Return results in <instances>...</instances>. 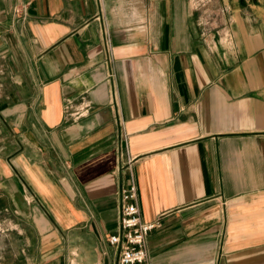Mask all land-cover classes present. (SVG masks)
<instances>
[{
  "label": "crops",
  "instance_id": "1",
  "mask_svg": "<svg viewBox=\"0 0 264 264\" xmlns=\"http://www.w3.org/2000/svg\"><path fill=\"white\" fill-rule=\"evenodd\" d=\"M226 2L0 0V264H116L130 180L149 264H264V0Z\"/></svg>",
  "mask_w": 264,
  "mask_h": 264
},
{
  "label": "built area",
  "instance_id": "2",
  "mask_svg": "<svg viewBox=\"0 0 264 264\" xmlns=\"http://www.w3.org/2000/svg\"><path fill=\"white\" fill-rule=\"evenodd\" d=\"M28 2L17 1L12 6L14 18H26ZM89 107L87 101L81 100L72 105L70 100L64 102L63 110L71 119L85 114ZM136 188L132 180L118 190V216L115 231L108 236V243L117 249L116 264H149L146 251V237L150 231L160 227L159 218L143 221L136 204Z\"/></svg>",
  "mask_w": 264,
  "mask_h": 264
},
{
  "label": "rangeland",
  "instance_id": "3",
  "mask_svg": "<svg viewBox=\"0 0 264 264\" xmlns=\"http://www.w3.org/2000/svg\"><path fill=\"white\" fill-rule=\"evenodd\" d=\"M202 4L204 6H201ZM191 5L197 10H205L208 22L216 26H220L222 21L221 9L231 7V4L226 2V0H191Z\"/></svg>",
  "mask_w": 264,
  "mask_h": 264
}]
</instances>
